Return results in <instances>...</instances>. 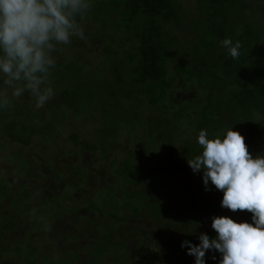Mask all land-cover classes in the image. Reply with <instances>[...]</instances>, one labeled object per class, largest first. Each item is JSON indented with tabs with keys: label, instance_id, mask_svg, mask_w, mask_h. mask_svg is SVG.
Masks as SVG:
<instances>
[{
	"label": "rangeland",
	"instance_id": "1",
	"mask_svg": "<svg viewBox=\"0 0 264 264\" xmlns=\"http://www.w3.org/2000/svg\"><path fill=\"white\" fill-rule=\"evenodd\" d=\"M177 2L184 15L195 14V0ZM245 3L250 8L246 13L262 22L263 16L256 10L257 1L245 0ZM252 9L256 10L254 14ZM108 33L116 39L123 36L112 27ZM128 40H125L126 45L134 41L131 35ZM106 41L100 36L74 37L69 45L58 46L62 49L54 54L58 69L66 63L79 64L83 73L93 72L92 66H95L107 70L108 75L102 62L105 54L102 47ZM115 43L116 40L113 43L116 46ZM100 75L103 77V73ZM2 79L0 77V85ZM181 83L180 80L175 82L164 104L176 106L180 100H192L200 94L193 84L183 89ZM125 103L138 112L142 126L117 129L115 137L106 140L104 151L99 146L102 138L97 112L95 120L76 115L66 107L52 115L46 104L37 109L34 98L27 92L14 99L10 107L0 108V264H24L30 258L35 264L60 261L61 264H79L90 252L97 253L93 249H99L101 239L97 238L105 234V230L110 232V242L92 264H195V257L187 254L188 245L181 247L183 241L199 244L200 233L214 238L216 233L211 227L214 216L244 221L245 211L233 212L222 207L223 192L216 190L211 181L210 190H206L203 170L194 173L188 165L187 160L194 156L185 148L194 142L193 129L185 125L177 127L178 147L171 158H167L159 151L160 132L150 127L154 115L151 105L142 96H133ZM25 108L30 110L27 115H24ZM172 112L173 109L167 108L164 115L169 117ZM33 113L31 123L40 126L52 122L55 130L48 137L32 136L30 148L10 142L3 133L4 125L14 118L25 120ZM155 115L160 114L156 111ZM70 134L92 147L80 149L72 143ZM256 139L250 147L253 157L264 155V129ZM140 141L145 142L143 149ZM124 158L129 163L147 167L165 163L169 166L161 173L167 185L161 191L151 188L149 181L139 183V190L147 197L143 204L138 203L134 212L130 206L122 204L124 188L128 187L131 192V185L115 173ZM200 187L204 189L193 196L192 191ZM22 188L27 198L23 200L33 208L30 212L22 211L21 204L16 203L14 192L20 193ZM114 201L117 204L112 207ZM145 202L152 207L159 206L160 215H152ZM114 242L118 244L115 247L111 245ZM31 249L32 256L29 255ZM213 255L216 259H212ZM220 259V253L209 250L205 264H219Z\"/></svg>",
	"mask_w": 264,
	"mask_h": 264
},
{
	"label": "trees",
	"instance_id": "2",
	"mask_svg": "<svg viewBox=\"0 0 264 264\" xmlns=\"http://www.w3.org/2000/svg\"><path fill=\"white\" fill-rule=\"evenodd\" d=\"M256 1L262 22L246 13L250 8L245 0H195V14L190 17L183 14L177 0H93V9L82 25L85 37L107 39L102 47L105 53L102 62L109 74L95 66H92L93 72L83 73L81 65L70 63L58 69L56 63L50 77L55 95L46 103V109L54 115L61 107H66L91 120H95L98 113V131L102 138L99 146L104 151L106 140L114 138L117 129L142 126L138 112L125 103L133 96H142L154 112L150 127L160 132L159 151L163 156L171 158L178 147L179 125L188 126L195 133L194 142L185 148L194 157L202 152L197 143L201 129H206L211 136L232 127L244 136L250 152L252 143L264 129V0ZM256 10L252 9L251 13ZM109 27L121 31L123 36L114 38L108 33ZM129 35L134 41L126 45ZM229 37L234 43L237 40L241 43L238 58L231 57L220 44ZM117 45L121 47L117 49ZM178 80L182 81L183 89L193 84L200 94L192 100L182 99L176 106L164 104ZM167 108L173 109L169 117L164 115ZM24 111L27 115L30 110L25 108ZM156 111L159 116L155 115ZM34 115L21 121L14 118L4 125L3 133L10 142L30 148L32 136L48 137L55 130L52 122L35 126L30 121ZM69 138L80 149L92 147L90 143L79 141L75 134H70ZM144 143L140 141L142 149ZM166 164L147 167L129 163L125 158L121 160L115 173L132 189L129 192L128 187L124 188L122 204L130 206L133 212L138 203L143 204L147 195L139 190V183L149 181L151 188L158 192L167 186L161 176L169 167ZM203 189L192 191V195ZM14 193L22 211H32L31 204L23 200L26 190L22 188L20 193ZM115 203L112 202V207ZM145 204L150 206L152 215H160L159 206ZM2 213L6 214L5 210ZM251 215L245 210L244 221L252 222ZM104 233L97 238L101 239L99 249H93L97 253L90 252L79 264L94 263L106 250L110 232L105 230ZM29 255H33L32 249ZM24 264L35 262L30 258Z\"/></svg>",
	"mask_w": 264,
	"mask_h": 264
},
{
	"label": "clouds",
	"instance_id": "3",
	"mask_svg": "<svg viewBox=\"0 0 264 264\" xmlns=\"http://www.w3.org/2000/svg\"><path fill=\"white\" fill-rule=\"evenodd\" d=\"M92 9L93 0H0V108L10 107L26 92L37 109L54 97V54L74 37L86 38L82 22ZM220 44L231 57H239V40L229 37ZM197 143L202 152L187 160L190 168L194 173L203 170L206 190L211 181L223 192L222 207L246 210L252 222L214 216V238L200 233L199 244L183 241L181 247L188 245L195 264H205L209 250L220 253L219 264H264V155L253 157L244 136L232 127L211 136L201 129Z\"/></svg>",
	"mask_w": 264,
	"mask_h": 264
}]
</instances>
